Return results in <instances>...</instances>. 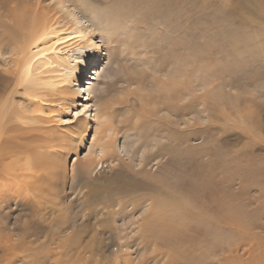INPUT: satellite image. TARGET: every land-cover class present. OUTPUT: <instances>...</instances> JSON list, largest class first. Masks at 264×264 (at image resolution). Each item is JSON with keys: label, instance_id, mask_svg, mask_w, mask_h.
I'll return each mask as SVG.
<instances>
[{"label": "rangeland", "instance_id": "rangeland-1", "mask_svg": "<svg viewBox=\"0 0 264 264\" xmlns=\"http://www.w3.org/2000/svg\"><path fill=\"white\" fill-rule=\"evenodd\" d=\"M62 1L61 4V0H0V11L14 10L25 3L55 18L54 25L61 34L69 30V13L74 12L81 24L98 27L103 10L105 13L106 8L115 10L122 6L121 23L136 18L141 22V28L148 29L143 32L127 28V31L126 27L120 26L122 31L117 30L124 34V39L120 32L113 34L101 29L105 23L100 25L101 30L97 28L99 34L95 41L100 47L97 53L100 60L87 73L81 71L79 83H75V87L79 86L80 97L68 95L58 102L54 99L52 104L57 108L70 107L63 110L69 119L64 123L70 122L76 112L79 113L76 117L94 121L104 108L102 105L106 102L113 104L130 91L145 96L156 94L155 78L177 77L182 81L184 99L178 102L176 111L171 108L168 97L163 98L158 115L164 117V125L157 124V127L153 122L151 126L146 125L147 130L143 128L141 133L143 138L129 155L123 150L116 156H107L87 176V184L103 187V191H113L115 197H121L117 200L121 202L120 206L112 208L106 203L110 211L116 212V224L127 221L129 226L131 222L128 221L143 218L146 208H155V214L164 218L151 217L148 224L141 225V228L145 227L143 232H135L138 224L126 226L123 249L128 256L117 254L113 261L108 250L110 247L106 245L112 243L114 231L111 232V241L103 235L110 225L107 220L112 219L106 209L100 210L104 207V199L97 209L86 211L82 228L77 229L74 240H70L72 244L62 249L64 240L73 230L71 222L68 223L70 227L56 226L54 219H59V213L46 215L48 208L32 217L28 230L30 238L26 241H15L10 233L7 236L3 227H10L13 222L16 202L15 195L9 194V202H4V206L0 204L6 209L5 216L0 215V264H260L257 263L259 251L263 249L264 254V0ZM141 33L144 34L141 36ZM249 48L257 50V55ZM92 50L81 44L66 50L65 56L77 66L80 64L77 60L96 58V52ZM9 55L0 54V71L8 76L14 69ZM143 58L150 60L147 65L142 64ZM187 75L192 78L191 96L184 83ZM10 83L8 102L20 104L26 101L22 87ZM159 93L164 96L163 92ZM241 117H245V124L240 126ZM253 117L262 125L256 130L247 128ZM170 126L180 131V134L176 131L178 139L168 136L172 135L166 128ZM125 130L122 127L117 131L119 146ZM134 132L129 131L130 134ZM91 137L92 134L85 147L90 144ZM144 147L146 160L143 162L140 155ZM85 151L86 148L79 156L83 157ZM119 171L129 174L120 176L117 175ZM86 185L84 190L88 192L89 186ZM259 189L262 194L258 197ZM158 197H165L161 209L150 199ZM225 206L231 212L233 209L241 211L242 221L234 215L235 219L233 214L229 216ZM42 215L44 220H41ZM54 229L59 232H53ZM138 233L145 238L139 241Z\"/></svg>", "mask_w": 264, "mask_h": 264}, {"label": "bare ground", "instance_id": "bare-ground-1", "mask_svg": "<svg viewBox=\"0 0 264 264\" xmlns=\"http://www.w3.org/2000/svg\"><path fill=\"white\" fill-rule=\"evenodd\" d=\"M62 3H64V1L61 0V4ZM118 3L120 4V2ZM24 4L22 3L21 6L14 10L7 8L3 10V13L0 11V54H10L9 56H11L12 64L14 63V69L12 70V73L10 72V76H8L5 72L4 73L6 75L0 71V204H5L4 202L10 198L9 194L15 195L14 199H16V202H13V207L15 209H13V222L11 223L10 227L5 225L3 228L6 230L7 236H9L8 233H10V235L14 237L13 240L18 241L20 239L23 242L30 238V233L28 234V230L31 225L30 222L32 221V217H36L40 213L42 214V211L45 208L50 210L49 211L46 209L48 210L45 213L46 215H48V213L50 214L58 211L59 219H54L56 226L70 227L68 223L71 222V227L76 232L74 233L72 230L73 232L71 231L69 235L70 237H68V239L65 238L66 240H64L62 244V249L65 247L69 248L72 244L70 243V240L72 241V238L76 236L78 231L77 229L80 230V227L82 228V220L85 219L86 211L89 209H97L96 207L100 205L104 199V207L100 210L104 211V209H106V214L112 215V219L107 220V222L110 224L107 226V228L109 227L110 229L106 228L103 235H105V239L111 241V236L113 235V233H111L112 230L115 234L113 235V240L111 241L112 243H106V246L113 248L112 250L108 248L110 257L113 256L111 258L113 261H115L114 259L118 256L117 254H120L121 257H127L128 253L126 252V249H123V243L126 242L124 233L127 230V227L132 225L136 226L138 224V229L136 228L135 232H143L145 227L141 228V225L144 226L148 224V221L151 217L156 218L157 215L155 214V208L152 210L146 208V211L142 213V215H144L143 218L137 219L138 221H128L131 222L129 223V226L126 224L127 221L124 223L122 222L121 225H118L116 224V212L114 213L113 211H110V206L106 205V203L108 202L112 208L115 206H120L121 202L117 200H121V197H115L113 191H103L105 190L103 187L87 184L89 182L87 180V176L90 172H92L94 167L101 159L107 156H116L118 151L121 152L123 150L125 151L126 155H129L130 151L135 149V146L140 143L139 141L143 138L141 133L147 130V128H145L146 125L152 122L156 125H164V117L158 115L159 111L161 110L160 106L163 105V98L167 96V100L169 101V104H171V108L173 111H176L178 102L184 99H182L181 94L183 88L180 82L182 81H179V78L177 77H170L166 79L155 78V85L157 89L156 94L145 96L138 94L135 91H130L121 99H119V101L117 100L116 102H113V104L106 102L104 106L102 105L104 108H101L97 118H95L96 120L94 121L89 120L86 117H76V112V114L74 113L75 115L72 120H70V122L64 123V121H68L69 119L67 120L66 116H64L65 113L63 110H68L70 107L67 106V108H63V106L59 104V107H61L57 108V106L55 107L52 104H54L55 101L58 102L61 99H65L68 95L80 97L81 93L80 89L78 88L79 86L75 87V83H79L78 80L81 76V71H83V73H87L88 69L94 68V66L96 67L98 61L100 60V55H97L100 47L97 45V41H95V38L98 37L97 28L100 29V25L102 26V24L105 23L104 25L106 27L103 26L101 29H105L107 31L109 30L111 33L116 31L121 33L122 30L120 28L123 27L120 26H124L126 29L128 28L132 30L141 29L143 32L148 29H146L147 27L144 28V26L141 28L140 26L142 24L138 19L136 20V18V21L131 20V22H129L126 20L124 23H121V19L124 14L122 15L123 11L120 9L122 6H120L119 9L115 10H112V7L106 8L105 13L103 10V15L101 16V21L103 22L99 21L101 24H99L98 27L94 26V22L93 26L90 23L81 24L74 12L69 13V16L71 17V22L69 26L67 25L69 30H64V33L60 34L61 30L57 29V26L54 25L55 18L48 17L44 13H41L37 10L38 8L35 9ZM101 11L102 10H100V12ZM106 12L108 13L107 15ZM90 20L92 22V19ZM117 29L121 31H118ZM128 29L127 31H129ZM136 32L140 33L139 31ZM143 34L144 33H141L140 35L142 36ZM106 35H109V33ZM121 35L118 34L117 36ZM134 35L135 34H133V36ZM150 35L152 34L150 33ZM123 36L124 34L122 37ZM134 37L130 38L134 39ZM142 38L144 40L147 39H145L144 36ZM121 39H119V41H121ZM81 44L94 49V51H92L94 53L96 52L95 55L97 56L93 59L84 58L81 59V61L77 60L78 63L80 62V64L73 66L71 64L72 62H70L68 57L65 56V51H70V48L80 46ZM143 45H145V42ZM136 46L139 47L138 44ZM259 46L258 48H263L262 46ZM261 48L260 50L262 51ZM249 49L254 50V48ZM252 50L250 51L251 54L257 51L254 50L252 53ZM255 54L257 55V53ZM140 61L141 60L139 59V62ZM142 61L143 63H141L143 65H147L150 60L143 58ZM139 72L141 73V71ZM184 79V83H186V89L189 91L191 96L193 95V90L191 88L193 87L191 75H187ZM72 81L74 83L73 85L71 84ZM10 82H13L14 85H19L22 87L23 93L26 96V101H22L20 104H11L8 102V89L11 84ZM208 86H211L210 83ZM159 92H163L164 96H162ZM54 99L56 100L54 101ZM254 117L249 122L247 121L248 123L251 122L250 125H248L246 122V126L248 125L247 128L250 127V130L252 128H255L256 130V128L262 126L259 123L258 118L256 121H254ZM220 118H222V114ZM244 119L245 117H243V119L242 117L240 118V126L242 123L243 125L245 124ZM121 125H123L122 127L126 128V130L123 135L122 144L119 146L117 145V131L122 128ZM143 128H145L144 131ZM166 128L169 129V134L172 132V135L168 136H172L175 140L178 139V134L176 132L178 130H175V128L173 129L172 127ZM131 130L136 132H134V134H130L129 131ZM126 131L128 132L126 133ZM179 132L180 131H178V133ZM91 134V142L88 147H85L87 146V140H89V136ZM136 134L139 135L138 138L135 137ZM133 137H135V139H133ZM158 143L159 142H156L157 145ZM141 146L142 145L138 146L137 148L139 149ZM85 148L87 149V151H85L86 153L83 157H80V152L82 150L84 151ZM144 151L145 147L141 151L140 155L143 162L146 160L144 157L145 155L143 156ZM128 174L129 173L120 172V174L117 175L125 176ZM84 185L89 186L88 192H85ZM99 189L100 192L98 191ZM261 190L259 189L258 191V197L260 194H262ZM103 194L105 195L103 196ZM222 197L224 198V196ZM258 197L257 199H259ZM77 198L78 201H76ZM162 198L158 197L150 199L152 204L155 205V203H157L156 207L161 209L163 203H165L164 201L162 202ZM168 202L169 201H167V203ZM223 204L225 205V201ZM169 205L170 204H168V206ZM230 210H227V207L225 206V211L229 213V216L230 214H233V217L235 215L242 221V218L240 217L241 211L233 209L231 212ZM4 211H6V209L0 205V215L2 214V217L5 216ZM228 213L225 214L228 216ZM173 215H175V213ZM43 216L44 215L41 216V220L45 219ZM97 216L98 214L96 217ZM157 217L164 218L163 215H158ZM236 217L234 218L236 219ZM53 225L55 226V224ZM55 231H57V229H54L53 232ZM11 236L10 239L12 238ZM144 238L145 235L140 234L139 241ZM262 247L264 248V245ZM262 250H258V256L260 260L257 261V263L260 264H264V254ZM33 251L36 252L35 250ZM208 254H206V256ZM124 260L127 261V259ZM223 262L225 261L223 260ZM228 262L231 261L229 260ZM199 264L206 263L203 262Z\"/></svg>", "mask_w": 264, "mask_h": 264}, {"label": "snow or ice", "instance_id": "snow-or-ice-1", "mask_svg": "<svg viewBox=\"0 0 264 264\" xmlns=\"http://www.w3.org/2000/svg\"><path fill=\"white\" fill-rule=\"evenodd\" d=\"M77 115H79V113H77Z\"/></svg>", "mask_w": 264, "mask_h": 264}]
</instances>
